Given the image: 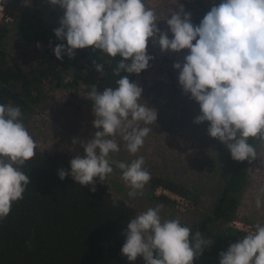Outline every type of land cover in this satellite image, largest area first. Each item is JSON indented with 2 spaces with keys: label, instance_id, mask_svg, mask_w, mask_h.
<instances>
[{
  "label": "clouds",
  "instance_id": "1",
  "mask_svg": "<svg viewBox=\"0 0 264 264\" xmlns=\"http://www.w3.org/2000/svg\"><path fill=\"white\" fill-rule=\"evenodd\" d=\"M59 6L63 16L54 29L66 43L53 48L57 60L69 59L75 50L91 47L111 58L119 57L112 76L114 86L102 90L91 85L86 98L92 101L97 129L90 139L79 141L83 155L70 160L60 180L90 186L104 183L114 172L127 189L129 201L144 195L151 173L144 156H136L145 138L153 132L156 110L142 100L143 89L131 79L149 68L154 57L147 53L149 41L161 53L187 50L182 61L173 63L184 94L199 105L193 123L207 122V134L218 140L238 162L256 159L249 139L264 142V0H219L198 25L191 22L177 0L178 11L166 19L167 31L157 24L155 10L145 0H47ZM6 0H0V9ZM171 34V38H169ZM195 41V43H193ZM104 64H96L97 72ZM123 73V74H122ZM130 161H113L121 150ZM73 143H77L74 139ZM36 155V142L22 120L19 106L0 103V222L12 205L23 199L29 176L21 169ZM115 205V201L113 202ZM264 213V186L251 202ZM162 205L148 207L129 219L120 252L129 262L142 257L145 264H193L212 239L184 224L180 218H165ZM219 264H264V222L257 221L237 242L219 253Z\"/></svg>",
  "mask_w": 264,
  "mask_h": 264
},
{
  "label": "trees",
  "instance_id": "2",
  "mask_svg": "<svg viewBox=\"0 0 264 264\" xmlns=\"http://www.w3.org/2000/svg\"><path fill=\"white\" fill-rule=\"evenodd\" d=\"M11 15V21L3 19L0 23V103L19 106L23 122L40 101L42 84L62 89L84 83L86 93L91 85L100 90L114 86L118 77L112 76V69L119 57L89 49L83 54L93 61L87 75L88 67L81 65L78 49L71 59L63 55L57 60L53 54L56 45L66 43L54 35L59 24L46 22L39 11ZM11 36L20 41L9 45ZM157 62L154 58L147 70L133 74L131 79L137 83L155 69ZM96 64H104L102 72L96 71ZM255 140L250 138L249 143L254 145ZM70 160L59 151L36 150V155L21 169L28 174L29 185L23 199L15 202L10 214L0 222V264H145L140 257L129 262L120 252L125 241L124 228L136 215L135 208L99 181L91 192L90 186L81 187L71 177L60 180L58 171L67 170ZM246 163L234 161L230 165L218 200L192 228L212 239L211 252L229 237L247 233L230 227L238 218L236 196L243 184ZM158 189L199 204L195 190L172 178L152 177L148 197L159 205L174 208L175 201L169 196L156 195Z\"/></svg>",
  "mask_w": 264,
  "mask_h": 264
},
{
  "label": "rangeland",
  "instance_id": "3",
  "mask_svg": "<svg viewBox=\"0 0 264 264\" xmlns=\"http://www.w3.org/2000/svg\"><path fill=\"white\" fill-rule=\"evenodd\" d=\"M177 0H145L147 7L155 10L158 27L167 31L166 19L172 11H178ZM184 11L191 13V22L198 25L203 16L213 6V0H179ZM5 12L12 20L14 12L39 11L43 20L59 24L63 10L59 6L50 5L47 0H6ZM171 38V34H169ZM18 37L11 36L9 45ZM16 43V42H15ZM195 43V41H193ZM91 47L78 49L81 65L87 66L86 73H91L93 61L84 53ZM147 53L157 59L155 69L148 75L138 79L137 84L143 89L142 100L157 112L155 124L146 138L143 147L136 156H144L145 167L152 177H168L186 184L199 194V204L192 200L172 194L169 197L175 201L174 208L162 205L161 215L165 218H180L191 228L211 210L218 200L224 187L229 167L234 162L227 149L215 138L207 134V122L193 123L199 114V105L189 95L182 92L177 82L178 70L172 65L182 61L187 50L180 53H161L158 46H153L151 40ZM40 101L23 122L36 142V150L59 151L73 159L78 153L83 155L79 141L90 139L97 131L92 126L95 119L92 113V101L87 99L84 83L77 88L53 89L46 84L40 87ZM76 139L77 143H73ZM257 157L251 163L247 161L243 184L237 192V220L230 224L239 230L247 232L257 221L264 222V213H257L254 205L255 193L264 186V142L255 140ZM121 150L112 154L113 161H130L136 157L129 156L120 142ZM114 167L113 174L104 185L111 193L124 199L135 208L136 214L157 203L149 199V183L144 195L134 201H129L127 189L120 180V172ZM165 194L162 189L156 195ZM167 195V194H166ZM239 237H229L227 241L213 247L205 248L193 264H219V253L226 251L228 246L237 242ZM212 249V248H211ZM143 260L142 257H140Z\"/></svg>",
  "mask_w": 264,
  "mask_h": 264
},
{
  "label": "built area",
  "instance_id": "4",
  "mask_svg": "<svg viewBox=\"0 0 264 264\" xmlns=\"http://www.w3.org/2000/svg\"><path fill=\"white\" fill-rule=\"evenodd\" d=\"M5 20V21H9L10 20V17L7 15V13L5 12V7L3 5V9H0V23L2 20ZM163 190V189H162ZM163 192L165 193V195L167 194V196L169 195V192L168 190H163ZM172 193V192H170ZM174 194V193H172ZM176 195V194H175ZM179 196V195H178Z\"/></svg>",
  "mask_w": 264,
  "mask_h": 264
}]
</instances>
